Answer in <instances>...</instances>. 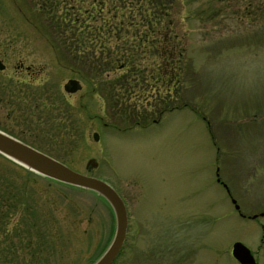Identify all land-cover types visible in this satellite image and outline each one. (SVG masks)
<instances>
[{"label":"rangeland","instance_id":"1","mask_svg":"<svg viewBox=\"0 0 264 264\" xmlns=\"http://www.w3.org/2000/svg\"><path fill=\"white\" fill-rule=\"evenodd\" d=\"M170 17L166 40L186 49L182 110L124 127L121 107L104 117L100 93L63 64L28 1L0 0V131L124 195L128 245L113 264H239L234 243L264 264V0H174ZM72 79L81 89L69 94ZM154 94L128 106L145 112ZM90 159L97 166L87 170ZM5 161L0 187L25 182L24 199L54 240L19 264H94L115 232L109 203L41 175L24 178Z\"/></svg>","mask_w":264,"mask_h":264},{"label":"trees","instance_id":"2","mask_svg":"<svg viewBox=\"0 0 264 264\" xmlns=\"http://www.w3.org/2000/svg\"><path fill=\"white\" fill-rule=\"evenodd\" d=\"M27 1L42 35L61 55L63 64L91 82L94 91L106 92L111 111L121 107L118 115L125 114L123 107L136 89L135 95L141 98L154 86L165 104L169 92L180 90L186 49L166 40L174 0ZM0 158L23 171L24 178L40 177L1 154ZM25 186V182L20 186L12 181L0 187V235L4 237L0 264L32 261L50 252L54 244L51 232L45 233L40 215L33 211L34 205L24 199Z\"/></svg>","mask_w":264,"mask_h":264},{"label":"water","instance_id":"3","mask_svg":"<svg viewBox=\"0 0 264 264\" xmlns=\"http://www.w3.org/2000/svg\"><path fill=\"white\" fill-rule=\"evenodd\" d=\"M5 65L0 60V71ZM64 91L74 94L81 89L79 81L69 80L63 87ZM94 141L99 140L98 133H93ZM0 154L14 163L49 179L87 189L102 196L111 206L116 222L115 234L105 252L94 264H112L117 257L127 228V214L125 205L117 192L104 181L73 171L58 160L22 143L21 141L0 131ZM96 167L97 163L90 159L86 168ZM232 256L239 264H257L250 250L241 243H234Z\"/></svg>","mask_w":264,"mask_h":264},{"label":"flooded vegetation","instance_id":"4","mask_svg":"<svg viewBox=\"0 0 264 264\" xmlns=\"http://www.w3.org/2000/svg\"><path fill=\"white\" fill-rule=\"evenodd\" d=\"M22 68H23V65L20 64L18 69L22 70ZM5 69H6V67H5ZM5 69L0 71V73L4 72ZM25 71L27 73H31L32 67H26ZM180 81H181L180 86L184 85V83L186 81L184 75L181 77ZM154 88L155 87L152 86L150 89L153 90V92L155 93L153 96L156 98V96H158V95H157L156 90ZM183 89L180 88L179 91L175 90L173 93L169 92L168 93V98L165 100L166 104L162 103L161 99H160V96H158V99H154V101H157V102L155 104H153L145 112H141L140 110H136L135 111L134 108H130V106H128L130 104V102L128 101V103L126 104V106H127L126 110L125 111L123 110L125 112V114L120 116V118L123 119L122 121H127L128 122V123H123L124 127L125 126L128 127V126H131V125H137V126H140V127H145V126H148V125H151V124H158L165 113L167 114V113L172 112L174 110H182V107H180L179 109H176L177 108L176 104L178 102L182 101V95L184 93ZM39 95H40V93H39ZM131 96H132L131 100H134L133 98L135 96H137V95L134 94V96L133 95H131ZM100 97H101V100L103 101V103L106 106V112H105V116H104V117H106V115L108 114L107 111L109 109L108 102H107V99H106L107 98L106 92L101 93ZM103 124L105 125V127L109 126V124L107 122V119H105V122ZM114 126L116 128H121L120 125H118V124H115ZM53 132L54 131H50L49 133H53ZM117 193L119 194V196L121 197V199H122V201H123V203L125 205L127 218H128L126 236H125V240L123 242V246H122V249H121V251H122L123 248H126V246L128 245L127 236H128V231H129V217H131V215H130L129 211L127 210L126 200H125L124 195L122 193L120 194L119 192H117ZM114 219H115V217H114ZM135 231H136V235H135L134 238L136 240L138 238V236H140V235H139V232L137 233L136 229H135ZM164 242H165V240H164Z\"/></svg>","mask_w":264,"mask_h":264}]
</instances>
